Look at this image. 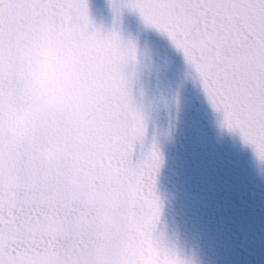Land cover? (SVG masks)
Returning <instances> with one entry per match:
<instances>
[{"label": "snow or ice", "instance_id": "6c2138e0", "mask_svg": "<svg viewBox=\"0 0 264 264\" xmlns=\"http://www.w3.org/2000/svg\"><path fill=\"white\" fill-rule=\"evenodd\" d=\"M123 9L167 36L223 112V127L264 161V0H123L113 7L117 20ZM41 47L57 49L90 81L95 119L0 131V264H124L114 210L142 228H154L161 212V153L155 143L139 155L134 147L145 131L130 89L137 47L115 24L97 28L88 0H0V95L22 86ZM98 175L106 199L87 208L80 193Z\"/></svg>", "mask_w": 264, "mask_h": 264}, {"label": "water", "instance_id": "95a60500", "mask_svg": "<svg viewBox=\"0 0 264 264\" xmlns=\"http://www.w3.org/2000/svg\"><path fill=\"white\" fill-rule=\"evenodd\" d=\"M122 2L88 0L89 15L104 32L115 24L137 47L130 89L145 131L134 147L139 155L155 143L161 153V212L154 228H142L114 210L122 225L114 246L124 264H264V161L223 127V112L213 110L166 35L129 9L116 19L113 7ZM96 105L90 81L57 49L41 47L27 62L22 86L0 95V131L24 135L53 118L88 126ZM90 184L106 193L103 176Z\"/></svg>", "mask_w": 264, "mask_h": 264}, {"label": "clouds", "instance_id": "9594fccd", "mask_svg": "<svg viewBox=\"0 0 264 264\" xmlns=\"http://www.w3.org/2000/svg\"><path fill=\"white\" fill-rule=\"evenodd\" d=\"M106 199V193L99 184H90L86 190L80 193V201L87 208H100Z\"/></svg>", "mask_w": 264, "mask_h": 264}]
</instances>
